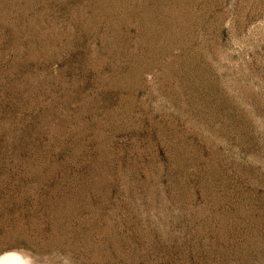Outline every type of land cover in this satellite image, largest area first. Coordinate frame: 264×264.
I'll return each instance as SVG.
<instances>
[{
    "label": "rangeland",
    "instance_id": "1",
    "mask_svg": "<svg viewBox=\"0 0 264 264\" xmlns=\"http://www.w3.org/2000/svg\"><path fill=\"white\" fill-rule=\"evenodd\" d=\"M264 264V0H0V256Z\"/></svg>",
    "mask_w": 264,
    "mask_h": 264
},
{
    "label": "bare ground",
    "instance_id": "2",
    "mask_svg": "<svg viewBox=\"0 0 264 264\" xmlns=\"http://www.w3.org/2000/svg\"><path fill=\"white\" fill-rule=\"evenodd\" d=\"M0 264H28V261L18 252H9L0 256Z\"/></svg>",
    "mask_w": 264,
    "mask_h": 264
}]
</instances>
